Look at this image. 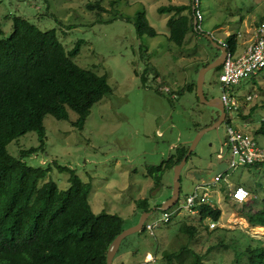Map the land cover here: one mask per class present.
Masks as SVG:
<instances>
[{"label":"rangeland","instance_id":"1","mask_svg":"<svg viewBox=\"0 0 264 264\" xmlns=\"http://www.w3.org/2000/svg\"><path fill=\"white\" fill-rule=\"evenodd\" d=\"M97 1L105 11L88 9L89 3ZM169 4L191 5L193 11V0H0L3 38L13 32L14 17L21 16L43 31L54 29L67 50L82 40L73 60L106 75L112 88L92 107L82 129L74 125L78 114L73 110L66 120L47 115L44 146L37 132H29L12 141L8 150L20 157L21 150L37 147L24 161L33 167H49L43 182L53 180L61 190L70 187L74 171L90 184L93 211L120 215L126 228L143 214L137 201L149 200L154 211L146 223L155 227L126 237L114 264H166L164 254L188 242V232L180 231L183 223L198 227L191 246L205 256L206 263L248 264L246 249L264 240V226L255 223L257 216L264 215V164L229 168L218 182H202L194 174L209 172L221 161L217 153L226 141L225 123L219 130L206 132L189 156L181 172L179 203L171 210L169 222L161 221L164 211L158 205L173 194L175 167L165 169L158 187L148 169L174 153L177 144L190 143L198 127L213 124L214 108L197 99V88L187 89L197 82L203 65L220 54L207 35L220 42L237 32L236 55L242 54L255 26L264 22V0H199L201 28L190 29L183 46L168 39L170 14L158 11ZM140 12L147 14L157 31L155 37L138 34L134 19ZM221 70L219 66L206 74L208 97L223 93ZM225 91L238 101V108L227 111L232 126L264 145V134L256 133L264 119V69L228 85ZM61 166L71 170H61ZM237 184L251 193L247 216L231 199ZM195 191L208 193V201L222 209L217 222L201 223L198 211L193 214L185 207L187 196Z\"/></svg>","mask_w":264,"mask_h":264},{"label":"trees","instance_id":"2","mask_svg":"<svg viewBox=\"0 0 264 264\" xmlns=\"http://www.w3.org/2000/svg\"><path fill=\"white\" fill-rule=\"evenodd\" d=\"M100 2L87 7L105 11ZM158 11L170 14L168 39L183 46L188 32L195 28L194 9L191 5L169 4L160 6ZM134 23L140 36L157 35L145 12L138 13ZM2 34L0 22V264H107L109 246L126 228L125 219L106 211L95 213L89 201L90 184L74 171L66 190H61L53 180L43 182L50 168L33 167L24 161L25 156L38 151L37 147L21 150L20 157L8 150L12 141L29 132H37L44 146L47 115L66 120L73 110L78 114L74 125L82 129L92 107L112 91L107 77L73 60L80 52L82 40L67 50L54 29L43 31L21 16L14 17L10 36L3 38ZM223 41L228 50L236 52L237 32ZM196 88L195 81L187 86L191 91ZM214 110L217 115L212 123L220 116L219 110ZM224 123L232 125L228 114ZM256 133L264 134V119ZM189 148L190 143L178 144L167 159L149 167L156 187L161 185L165 169L179 164ZM258 165L261 164H255ZM60 169L71 170L63 166ZM232 202L248 215L247 202ZM137 204L141 212L152 210L148 199L138 200ZM194 208L201 223L217 222L222 215V209L210 201ZM255 223L264 226V215L257 216ZM146 229L145 224L142 231ZM183 229L189 234L188 242L178 251L164 254L166 264L176 260L181 264H208L205 256L191 246L198 227L183 223L180 231ZM246 253L248 264H264V240L259 246H248Z\"/></svg>","mask_w":264,"mask_h":264},{"label":"built area","instance_id":"3","mask_svg":"<svg viewBox=\"0 0 264 264\" xmlns=\"http://www.w3.org/2000/svg\"><path fill=\"white\" fill-rule=\"evenodd\" d=\"M193 9L195 12L194 26L198 31L203 21V15L199 9V0H193ZM220 43L227 50L220 73V82L223 88L221 99L226 111H228L238 108V101L227 93L225 88L228 85L238 84L243 78L256 74L264 69V22L255 26L250 43L240 55H236V52L228 50L224 41H220ZM251 98L249 96L248 99ZM223 144L227 145L228 148L226 151L225 147L222 148L217 157L229 156L227 159L228 169L264 163V145L260 144L253 136L232 125L226 126V141ZM220 180L221 175L216 176L213 181L218 182ZM197 188H200V186ZM230 194L233 201L238 203H244L251 199L250 191L243 185H236ZM204 201H208V193L204 192L201 194L195 191L187 196L185 207L194 214L198 211L194 207ZM173 213L168 210L164 211L161 221L169 222ZM153 226L155 227V223H146L147 229H153Z\"/></svg>","mask_w":264,"mask_h":264},{"label":"water","instance_id":"4","mask_svg":"<svg viewBox=\"0 0 264 264\" xmlns=\"http://www.w3.org/2000/svg\"><path fill=\"white\" fill-rule=\"evenodd\" d=\"M210 41L220 50V54L210 63H208L206 66L202 67L199 71L198 75V80L196 82L197 84V95L200 99V101L212 108H215L219 110L220 116L219 118L210 126H207L205 128H202L198 131L196 137L190 142V148L188 150V153L184 159L175 166V174H174V189H173V194L171 198L168 200L164 201L160 209L163 211L169 210L173 206L177 204L180 198V192H181V172L184 166L187 163V158L188 156L194 152L196 149L199 141L203 137V135L210 131V130H219L222 124L227 119V111L225 109L224 103L221 99V97H210L208 98L205 91H204V84H205V79H206V74L219 66H222L224 63L225 57H226V47L222 45L219 41L215 40L210 34L207 35ZM224 148V146H222ZM221 161L217 163L216 168L209 171H195L194 174L196 175V178L198 180L204 181V182H210L213 181L216 176L222 175L223 172H225L228 169V162L227 160H223L224 157H219ZM151 211H144L140 220L133 226H130L128 228H125L120 234L116 236V238L112 241L111 245L109 246L108 252H107V264H113L114 258L116 254L118 253L123 240L137 232L142 231L143 227L145 226V223L147 219L151 216L152 212Z\"/></svg>","mask_w":264,"mask_h":264},{"label":"crops","instance_id":"5","mask_svg":"<svg viewBox=\"0 0 264 264\" xmlns=\"http://www.w3.org/2000/svg\"><path fill=\"white\" fill-rule=\"evenodd\" d=\"M250 43V40H248V44ZM176 146H178V144L176 145ZM220 153V152H219ZM217 155H218V153H217Z\"/></svg>","mask_w":264,"mask_h":264},{"label":"flooded vegetation","instance_id":"6","mask_svg":"<svg viewBox=\"0 0 264 264\" xmlns=\"http://www.w3.org/2000/svg\"><path fill=\"white\" fill-rule=\"evenodd\" d=\"M208 97V96H207ZM208 98H210V97H208Z\"/></svg>","mask_w":264,"mask_h":264}]
</instances>
